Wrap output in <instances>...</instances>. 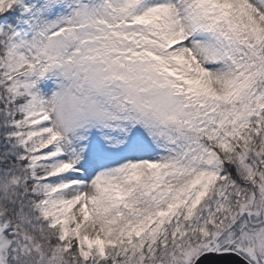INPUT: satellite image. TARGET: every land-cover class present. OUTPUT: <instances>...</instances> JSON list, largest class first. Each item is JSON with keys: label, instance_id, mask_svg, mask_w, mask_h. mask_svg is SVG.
<instances>
[{"label": "snow or ice", "instance_id": "snow-or-ice-1", "mask_svg": "<svg viewBox=\"0 0 264 264\" xmlns=\"http://www.w3.org/2000/svg\"><path fill=\"white\" fill-rule=\"evenodd\" d=\"M0 264H264V0H0Z\"/></svg>", "mask_w": 264, "mask_h": 264}]
</instances>
